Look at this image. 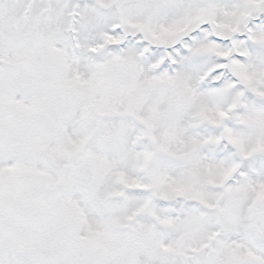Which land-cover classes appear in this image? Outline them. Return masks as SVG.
Masks as SVG:
<instances>
[{
    "label": "snow or ice",
    "instance_id": "snow-or-ice-1",
    "mask_svg": "<svg viewBox=\"0 0 264 264\" xmlns=\"http://www.w3.org/2000/svg\"><path fill=\"white\" fill-rule=\"evenodd\" d=\"M0 264H264V0H0Z\"/></svg>",
    "mask_w": 264,
    "mask_h": 264
}]
</instances>
